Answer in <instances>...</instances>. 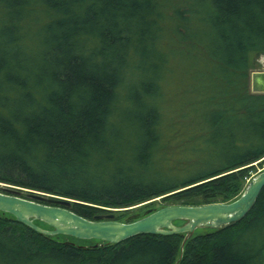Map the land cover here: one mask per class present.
<instances>
[{
  "label": "trees",
  "instance_id": "trees-1",
  "mask_svg": "<svg viewBox=\"0 0 264 264\" xmlns=\"http://www.w3.org/2000/svg\"><path fill=\"white\" fill-rule=\"evenodd\" d=\"M252 54L264 0H0V183L90 220L235 200L264 163ZM183 237L46 235L0 211V264H264V187L241 220Z\"/></svg>",
  "mask_w": 264,
  "mask_h": 264
},
{
  "label": "water",
  "instance_id": "water-1",
  "mask_svg": "<svg viewBox=\"0 0 264 264\" xmlns=\"http://www.w3.org/2000/svg\"><path fill=\"white\" fill-rule=\"evenodd\" d=\"M250 91L264 93V71L250 73ZM6 187V192L0 191V211L12 214L17 221L40 233L63 234L106 243H118L139 234L180 233L184 235L182 248L197 228L220 230L241 220L253 207L264 187V170L253 176L241 195L231 202L164 205L159 209L146 210L144 216L139 218H136L137 214H133L131 219L134 220L130 222L114 220L112 213L98 215L94 220L86 219L68 209L71 199L33 190H26V198H23L18 196L16 187ZM179 220L184 222L176 225L175 222ZM35 221H41L50 228L41 227Z\"/></svg>",
  "mask_w": 264,
  "mask_h": 264
},
{
  "label": "rangeland",
  "instance_id": "rangeland-1",
  "mask_svg": "<svg viewBox=\"0 0 264 264\" xmlns=\"http://www.w3.org/2000/svg\"><path fill=\"white\" fill-rule=\"evenodd\" d=\"M251 62H252V71H264V54H252L251 56ZM264 170V163H257L255 162L254 163V169L251 171V176L252 175H256L258 172ZM0 188H3V191H6L4 188H7L5 187V185L3 183H0ZM18 195H21L23 197H25L26 195V192L25 191H22L20 194ZM161 199L159 198H156V201H152V202H147V203H144V204H139V205H136L134 207H130L129 210H124V209H119L118 211H115L113 209L112 214H113V217L115 218L117 215H123V214H144V212L148 209H152V208H157L159 206L160 203L164 204V205H170V204H166L165 202L161 201ZM106 214H109L107 212H103L101 215H106ZM176 224V223H175ZM176 225H180V224H176ZM207 231V228H197L195 230V234L197 233H203ZM86 240V239H84ZM84 242L81 241V244H83Z\"/></svg>",
  "mask_w": 264,
  "mask_h": 264
}]
</instances>
